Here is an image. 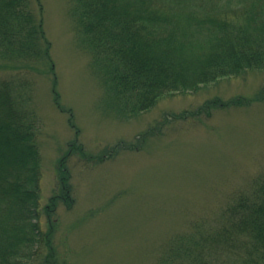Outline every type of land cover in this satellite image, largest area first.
<instances>
[{"label": "rangeland", "instance_id": "374dc122", "mask_svg": "<svg viewBox=\"0 0 264 264\" xmlns=\"http://www.w3.org/2000/svg\"><path fill=\"white\" fill-rule=\"evenodd\" d=\"M30 7L54 71L41 65L29 75L40 122V204L60 191L62 168L74 200L71 210L57 206V264H158L177 236L212 223L264 174V67L137 112L102 74L77 27L75 0Z\"/></svg>", "mask_w": 264, "mask_h": 264}, {"label": "trees", "instance_id": "16d2710c", "mask_svg": "<svg viewBox=\"0 0 264 264\" xmlns=\"http://www.w3.org/2000/svg\"><path fill=\"white\" fill-rule=\"evenodd\" d=\"M31 2L0 0V264H57V206L74 205L63 168L60 191L40 204V122L29 75L41 65L54 71ZM74 11L102 74L137 112L264 67V0H75ZM54 96L61 110L55 89ZM172 244L158 264H264V174L212 223Z\"/></svg>", "mask_w": 264, "mask_h": 264}, {"label": "bare ground", "instance_id": "6f19581e", "mask_svg": "<svg viewBox=\"0 0 264 264\" xmlns=\"http://www.w3.org/2000/svg\"><path fill=\"white\" fill-rule=\"evenodd\" d=\"M149 111V110H148Z\"/></svg>", "mask_w": 264, "mask_h": 264}]
</instances>
